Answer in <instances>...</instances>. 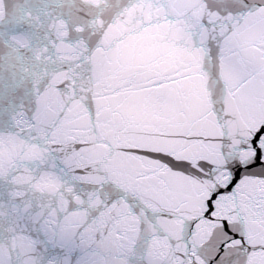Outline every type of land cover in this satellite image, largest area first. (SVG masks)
Wrapping results in <instances>:
<instances>
[{"label":"snow or ice","instance_id":"1","mask_svg":"<svg viewBox=\"0 0 264 264\" xmlns=\"http://www.w3.org/2000/svg\"><path fill=\"white\" fill-rule=\"evenodd\" d=\"M0 264H264V0H0Z\"/></svg>","mask_w":264,"mask_h":264}]
</instances>
